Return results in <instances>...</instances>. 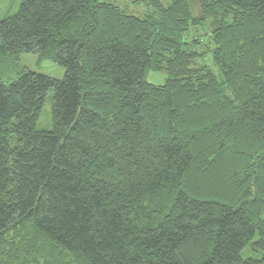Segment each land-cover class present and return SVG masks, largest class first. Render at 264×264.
<instances>
[{"label": "trees", "instance_id": "obj_1", "mask_svg": "<svg viewBox=\"0 0 264 264\" xmlns=\"http://www.w3.org/2000/svg\"><path fill=\"white\" fill-rule=\"evenodd\" d=\"M143 1L0 19V264H264V0Z\"/></svg>", "mask_w": 264, "mask_h": 264}, {"label": "rangeland", "instance_id": "obj_2", "mask_svg": "<svg viewBox=\"0 0 264 264\" xmlns=\"http://www.w3.org/2000/svg\"><path fill=\"white\" fill-rule=\"evenodd\" d=\"M21 0H0V19L3 16H6L12 12H14ZM100 1H111L116 3L118 6L126 9L128 12L135 14V15H141L145 9L146 4L143 0H100ZM165 2V0H162ZM202 34V31H201ZM202 38H204L202 36ZM201 47L209 48L211 47L210 42L206 38L201 43ZM205 59L203 62L207 66L211 67L213 66L212 60H210V57L206 54ZM13 62H16V69H10L13 72L20 71L23 68H28L33 71H36L38 73H42L54 78H61L64 74V69L52 63L51 61H37V57L35 54H22L20 57H18L16 60H12ZM212 68V67H211ZM216 69L215 67L213 68ZM11 71V72H12ZM166 77V74L164 72H152L149 71L146 73L145 78L149 83L153 84H161L164 82ZM50 93H48L44 107L42 109V112L38 118L37 121V128L38 129H50L51 128V121H50Z\"/></svg>", "mask_w": 264, "mask_h": 264}]
</instances>
